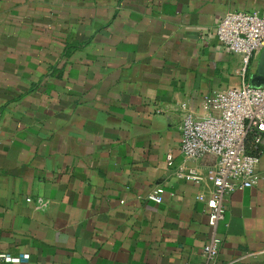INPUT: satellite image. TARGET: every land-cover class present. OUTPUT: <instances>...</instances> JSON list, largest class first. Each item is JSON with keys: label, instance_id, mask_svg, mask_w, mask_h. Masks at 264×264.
Returning <instances> with one entry per match:
<instances>
[{"label": "crops", "instance_id": "1", "mask_svg": "<svg viewBox=\"0 0 264 264\" xmlns=\"http://www.w3.org/2000/svg\"><path fill=\"white\" fill-rule=\"evenodd\" d=\"M236 10L264 0H0V264H205L214 234L216 264H264V141L216 229L211 184L176 174L216 160L184 153L185 113L264 87L261 52L245 66L217 37Z\"/></svg>", "mask_w": 264, "mask_h": 264}, {"label": "built area", "instance_id": "2", "mask_svg": "<svg viewBox=\"0 0 264 264\" xmlns=\"http://www.w3.org/2000/svg\"><path fill=\"white\" fill-rule=\"evenodd\" d=\"M216 34L220 44L239 55L247 66L264 49V16L256 11H229L220 19ZM201 109L202 114L187 112L181 120L182 149L192 159L213 155L215 164L206 173L182 167L176 174L199 184H211L208 224L216 229L225 217L226 196L256 182L259 147L264 141V87L243 82L206 96ZM163 193V187H156L147 199L161 203ZM33 200L27 198L28 202ZM35 201L40 209L49 207L48 199L39 197ZM222 244V238L214 234L203 246L205 264L217 263ZM1 256L14 262L30 257L28 253L19 257Z\"/></svg>", "mask_w": 264, "mask_h": 264}, {"label": "water", "instance_id": "3", "mask_svg": "<svg viewBox=\"0 0 264 264\" xmlns=\"http://www.w3.org/2000/svg\"><path fill=\"white\" fill-rule=\"evenodd\" d=\"M259 74L264 75V49L261 51L259 57Z\"/></svg>", "mask_w": 264, "mask_h": 264}]
</instances>
